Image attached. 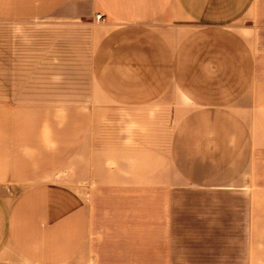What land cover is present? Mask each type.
<instances>
[{
  "label": "crops",
  "instance_id": "0c3cea01",
  "mask_svg": "<svg viewBox=\"0 0 264 264\" xmlns=\"http://www.w3.org/2000/svg\"><path fill=\"white\" fill-rule=\"evenodd\" d=\"M0 264H264V0H0Z\"/></svg>",
  "mask_w": 264,
  "mask_h": 264
},
{
  "label": "built area",
  "instance_id": "2783aa9c",
  "mask_svg": "<svg viewBox=\"0 0 264 264\" xmlns=\"http://www.w3.org/2000/svg\"><path fill=\"white\" fill-rule=\"evenodd\" d=\"M97 17L102 18V14L101 13H98L97 14Z\"/></svg>",
  "mask_w": 264,
  "mask_h": 264
}]
</instances>
